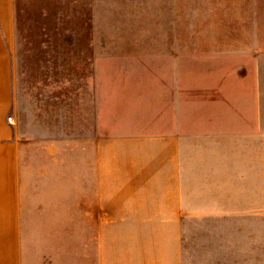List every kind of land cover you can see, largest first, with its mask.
I'll list each match as a JSON object with an SVG mask.
<instances>
[{
  "label": "crops",
  "instance_id": "crops-1",
  "mask_svg": "<svg viewBox=\"0 0 264 264\" xmlns=\"http://www.w3.org/2000/svg\"><path fill=\"white\" fill-rule=\"evenodd\" d=\"M29 1L24 38L0 0V264L248 262L242 229L196 233L224 208L197 200L187 142L226 117L188 100L180 62L264 60V0Z\"/></svg>",
  "mask_w": 264,
  "mask_h": 264
},
{
  "label": "rangeland",
  "instance_id": "rangeland-1",
  "mask_svg": "<svg viewBox=\"0 0 264 264\" xmlns=\"http://www.w3.org/2000/svg\"><path fill=\"white\" fill-rule=\"evenodd\" d=\"M17 4L21 36L25 38L28 5L37 3L18 0ZM101 67L153 70L161 65L100 62ZM181 68L180 85L188 91V100L209 108L214 117H226L227 132L197 135L187 142L199 155L194 174L197 200H222L224 208L219 221H212L211 205H207L196 233L242 229L244 250L246 245H253L248 262L244 257L243 264H264V60L180 62ZM234 127L242 131H228ZM216 164L219 166L214 167ZM22 201L25 209L26 200ZM89 206V200H84V229H89ZM256 256L257 260L253 258Z\"/></svg>",
  "mask_w": 264,
  "mask_h": 264
},
{
  "label": "built area",
  "instance_id": "built-area-1",
  "mask_svg": "<svg viewBox=\"0 0 264 264\" xmlns=\"http://www.w3.org/2000/svg\"><path fill=\"white\" fill-rule=\"evenodd\" d=\"M9 121L12 122V118L11 117L9 118Z\"/></svg>",
  "mask_w": 264,
  "mask_h": 264
}]
</instances>
